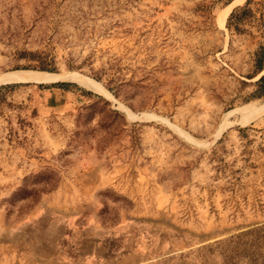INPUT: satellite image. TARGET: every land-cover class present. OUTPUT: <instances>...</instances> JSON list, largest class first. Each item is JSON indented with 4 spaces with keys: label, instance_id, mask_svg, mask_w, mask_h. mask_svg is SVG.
Returning a JSON list of instances; mask_svg holds the SVG:
<instances>
[{
    "label": "rangeland",
    "instance_id": "rangeland-1",
    "mask_svg": "<svg viewBox=\"0 0 264 264\" xmlns=\"http://www.w3.org/2000/svg\"><path fill=\"white\" fill-rule=\"evenodd\" d=\"M234 1L0 0V78L102 90L0 84V264H264V116L221 130L264 100V0L221 28Z\"/></svg>",
    "mask_w": 264,
    "mask_h": 264
},
{
    "label": "bare ground",
    "instance_id": "bare-ground-1",
    "mask_svg": "<svg viewBox=\"0 0 264 264\" xmlns=\"http://www.w3.org/2000/svg\"><path fill=\"white\" fill-rule=\"evenodd\" d=\"M244 0H235L228 8L226 11L220 13L217 17V22L218 25L222 28L223 27V22L227 17V14L230 12L232 6L234 4H237L239 2H242ZM66 75V74H65ZM60 76H64V75H52V74H47V73H40V72H32V71H15L9 74H6L4 76H2L0 78V84L2 85H6V84H20V83H45V84H49V82L52 83H56V82H60V81H69V82H75V84H79L80 86H82L83 88L89 90V91H93V92H101L102 90L99 87V84L97 85V83L95 81H91V79L89 80V78L87 79V77L85 78L84 76H81L79 74H74V73H70L69 75H67L66 77H60ZM55 81V82H53ZM106 96V95H104ZM108 97V96H106ZM251 105H256V106H252V108H246V109H250L247 111L242 112V114L236 116L235 119L229 121L227 124H225L221 130L223 128H227V127H232V126H247L249 124H251L252 122L258 120L259 118L264 116V100L251 104ZM243 109V110H246ZM241 113V112H240ZM144 114H139L134 116L133 118H142L144 117ZM198 143V142H196ZM211 143H209L210 145ZM208 145V146H209ZM207 146V147H208ZM205 147V148H207Z\"/></svg>",
    "mask_w": 264,
    "mask_h": 264
},
{
    "label": "trees",
    "instance_id": "trees-1",
    "mask_svg": "<svg viewBox=\"0 0 264 264\" xmlns=\"http://www.w3.org/2000/svg\"><path fill=\"white\" fill-rule=\"evenodd\" d=\"M233 0H226V2L224 4H229L230 2H232ZM252 0H247L246 3L240 7V8H236V23L237 26L238 24H242L245 21H251L254 17V14L252 12V10L250 9V4H251ZM235 15V13H232L230 15V18H232ZM260 24L264 26V21L260 18ZM236 26V31L239 33L242 30L239 29V27ZM253 61H254V68H255V74L254 76L258 75L259 73H261L264 69V43H261L257 50L255 51L254 55H253ZM39 70L41 71H49V69H47V67L45 66H40L37 67ZM264 83V76L260 77L257 81V84L261 85ZM72 85H68L65 83H59V84H55L52 87L58 88V89H62L64 91H69L70 87ZM4 89V87H0V91ZM264 91V90H263Z\"/></svg>",
    "mask_w": 264,
    "mask_h": 264
},
{
    "label": "water",
    "instance_id": "water-1",
    "mask_svg": "<svg viewBox=\"0 0 264 264\" xmlns=\"http://www.w3.org/2000/svg\"><path fill=\"white\" fill-rule=\"evenodd\" d=\"M60 82H63V81H60ZM57 83V82H56Z\"/></svg>",
    "mask_w": 264,
    "mask_h": 264
}]
</instances>
